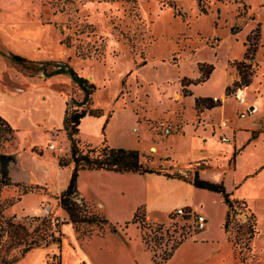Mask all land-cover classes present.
<instances>
[{"label":"rangeland","instance_id":"1","mask_svg":"<svg viewBox=\"0 0 264 264\" xmlns=\"http://www.w3.org/2000/svg\"><path fill=\"white\" fill-rule=\"evenodd\" d=\"M175 3L176 10L158 0H0V88L47 92L43 103L33 101L29 106L31 115L40 117L47 126L44 145L33 152L22 150L21 144L34 140L36 132L13 141L14 132L10 135L5 125H0V153L6 151L19 157V162L8 167L11 185L1 187L0 220L22 222V238L27 243L40 244L29 251L43 247L51 236L58 237L60 233L62 248L67 251L65 261L73 262L80 256L70 252L75 234L85 239L82 248L94 264H150L148 251L160 260V254L168 252L181 238L183 242L166 264H264V172L246 178L263 163L264 151L257 144L238 154L236 163L235 155L229 161L236 136L233 125L241 118L233 108V89L241 87L254 98L264 94V80L255 79L259 65L264 71V0ZM232 27L238 32L232 34ZM247 43H254L255 51L244 59ZM12 54L37 62H66L92 82V107L113 116L104 130L107 143L138 149L147 168L185 179L198 170L203 172V179L222 180L231 197L246 204V209L239 208L236 221L254 223L255 233L248 244L240 247L238 239L234 243V233L224 232L226 206L216 192L193 196L197 208L208 215L205 239L195 238L199 230L194 224L173 213L166 218L162 214L149 215L159 221L156 222L140 208L138 215L146 223L140 229L130 219L121 223L126 218L123 216L113 215L118 223L111 222L89 202L86 214L106 218L115 230L100 218L95 223L78 224L76 229L67 215L60 214L57 200L67 186L72 166L57 172L52 154L57 158H67L69 154V142L57 115L61 105L58 96L70 107L84 105L83 93L68 74L46 76L40 64L31 65L37 71L27 69L14 62ZM240 61L250 65L249 85L235 84ZM210 65L208 79L194 84ZM46 68L50 71L53 66ZM221 92V97L217 96ZM201 96L213 102L216 98V107L222 106V110L202 107L197 111L194 99ZM165 124L172 126L167 136L162 130ZM100 135L101 127L95 118L85 117L78 134L81 149L86 150L87 143L99 146ZM245 136L244 144L250 141L249 136L257 138L252 144L264 142V120L248 129ZM50 144L53 150L48 148ZM43 152L49 160L34 155ZM29 173L39 180L46 175L47 186H17L20 181L32 183L26 181ZM25 187L28 192L22 194ZM155 224H162V229L156 231ZM3 239L6 259L18 257L24 244H11L6 236ZM51 244L57 245H48ZM58 259V251L54 258L45 257L47 264H57Z\"/></svg>","mask_w":264,"mask_h":264},{"label":"crops","instance_id":"2","mask_svg":"<svg viewBox=\"0 0 264 264\" xmlns=\"http://www.w3.org/2000/svg\"><path fill=\"white\" fill-rule=\"evenodd\" d=\"M259 78H262L264 80V71L260 69V65H259V75H257V77L255 76V79L258 80ZM46 93L47 92L45 91V89L38 90L37 88H33L29 90L28 89L25 90L23 88H17L15 90H3L2 88H0V117L6 120L7 123L10 125V127L14 130L15 137L13 141L17 139L20 140L19 138L26 139L27 136L32 134V132H36V137L34 140H32L31 142H25V144H21L22 146L20 147L22 148V150L28 149L31 152H33L32 149H34L37 146H41L45 144L44 143L45 138L47 141V137H45L46 135L44 133V130L45 128H47V126L44 125V122H42L40 117L38 116L34 117L33 115H31V111L29 109L30 103H33V101H35L38 104L43 103L45 101ZM221 94L222 92L217 96L221 97ZM209 95L214 96L211 94ZM257 95L258 96L255 98L246 96V105L248 106L249 113L247 114L246 117H241L239 120L235 121L233 125L236 130V134H235L236 136H235V141L231 143V148L229 150V153L231 152V157L229 161L231 160L232 156L235 155V163H236V157L238 154H241V152L246 148L247 149L252 147L256 148L257 144H259L260 149L264 151V142L262 140L259 141L258 143L252 144V141L256 140L257 138H253L249 136L248 139H250V141L246 144L242 143L243 139L246 137L245 133H247V130L259 124V121L261 122L264 120V94L261 93ZM58 98L61 101V105L57 109V115H59V119L62 123L63 112L66 103L63 98H60L59 96ZM232 104L235 111H239L241 107L238 106L234 100ZM213 108L211 109L222 110V106L219 108L218 107L214 109ZM211 109L210 111H212ZM224 112L225 110H223V113ZM229 113L227 114V117ZM94 118L96 120L98 127H102V125L105 123V128H104L105 130L109 126L110 122H112L113 116H108L106 114H103L102 116H99L97 118L94 117ZM83 119L80 122L78 134H80L81 132ZM48 128L50 129L53 127H48ZM240 136L241 138L239 139ZM99 138L100 141H102L103 135H100ZM104 138L106 139L107 142L105 132H104ZM208 140L212 141L211 139ZM195 141L198 142V139L195 138ZM110 146L115 147L112 144ZM125 148H129V146ZM129 149H135V148H129ZM4 154H10V153L4 151ZM34 155H37V159L39 155L40 157H42V160L45 161L49 160L50 158V157H46L47 155H45L44 152L38 154L34 153ZM52 155H53L52 156L53 164L55 168H57V172H60L61 167L58 165L57 156L54 154ZM17 162H19V157H15V162L13 163H17ZM188 162H192V161L189 160ZM11 164L9 165V167L11 166ZM234 168L235 165L233 168H229V169H234ZM258 172H264V161L263 163L257 165L251 171L252 174L251 173L246 174V178L253 174H257ZM202 173H203L202 171L200 173L198 172L200 177ZM29 177L30 178H28V180L26 181H30L32 183H26L25 181L22 182L20 181L19 184L47 186L46 175H42L43 178H41L40 180L35 178L36 175L34 173H29ZM235 184L239 185L240 183H235ZM76 186L80 198H82L85 202H89L92 205L96 206L100 211L105 213L104 215L108 218V220L115 223H118V221L116 220L117 219L116 217L118 216L126 217L120 221L121 223L128 222L129 219L131 220L134 212L139 207L144 209L145 215L149 220H154L156 222L159 221L152 217H149V215L162 214L166 218L169 214H172L173 211L178 207H185L195 213L197 212L203 214L207 219L206 227L203 230H200L199 232L194 234V237L195 238L197 237L198 239L206 238L205 235L207 234L209 229L208 215L197 208L198 206L194 204L193 196L196 193L200 195H204V194L210 195V193L212 192L205 189L197 188L188 181L174 177H167L161 172L139 174V173H131V172L119 173V172L108 171L103 169H92V170L84 169L78 172ZM60 212L62 217L66 216V213L62 209H60ZM113 215H117V216L115 217ZM74 236H75L74 241L72 244H70L71 246L70 252L73 253L77 252L80 254V256L73 262L65 261V255L67 254V251L64 248H62V242H61L60 248L57 245L51 244L48 246L37 247L31 251H28L27 253H25L23 257L17 260L16 261L17 263L15 264H47V262L45 261V257L48 255H54L56 254L57 251L59 252V261H60L59 264H77V263L94 264L91 255L84 252L82 248L85 239H78L75 234ZM148 256H150L149 260H150V264H152L151 254L149 251H148ZM36 257H39L38 262H35Z\"/></svg>","mask_w":264,"mask_h":264},{"label":"trees","instance_id":"3","mask_svg":"<svg viewBox=\"0 0 264 264\" xmlns=\"http://www.w3.org/2000/svg\"><path fill=\"white\" fill-rule=\"evenodd\" d=\"M113 1V0H108ZM163 5L168 7L176 8L175 0H158ZM201 2V0H198ZM202 12H205L203 6H201ZM179 14V11H178ZM238 32L237 28L232 27L231 33L235 34ZM250 40V37L247 38ZM254 43H247L248 48L245 52L244 59H248L249 53L255 51ZM11 58L16 63H21L27 69H34L37 71V67H31V65L40 64L41 69L45 71L46 76H53L57 74H68L70 79L76 84V86L83 93L82 104H74L69 107L68 103H66V108L63 116V130L65 132V136L69 142V154L67 158L59 157L57 158L58 165L60 167L72 166L69 180L66 188L60 192L57 200L60 208L66 213L68 217V221L74 225L76 228L78 224L84 223H95L99 220L102 223L110 224L111 228L115 230V226L108 222V220L104 217H101L98 214H86V202L79 197L77 191V176L80 170H92V169H103L114 172H131V173H160V170H154L147 168L142 161L143 154H141L137 149H129L123 147H112L104 138V128L105 123L101 127V134L103 135V139L99 146H92L89 143L87 145V149L83 150L80 147V139L78 138L79 133V125L81 120L86 116L91 117H99L103 115V111L100 108L92 107L91 95L95 91V86L92 82H90L86 77L79 75L70 65L66 62L62 61H33L26 59L20 55L12 54ZM29 65V66H28ZM47 66H53V69L50 71L47 70ZM212 66H208L207 70L204 71L201 75V78L198 81L193 82L197 84L199 82H204L208 78V74L211 72ZM237 70L239 73V80L235 82L236 85H248L250 83V65L245 64V61H240L237 64ZM191 83L190 81H187ZM189 94V93H187ZM185 92V95H187ZM195 109L198 111L202 107L211 109L213 107L218 106L217 101L213 102L211 98L208 97H196L194 99ZM214 109V108H213ZM212 110V109H211ZM0 125H5L7 132L11 135L14 130L10 127L6 120L0 117ZM34 151V149H32ZM234 156V155H233ZM15 162V156L12 154H4L0 153V192L1 187H8L11 185L9 170L8 167L11 163ZM167 177L179 178L185 181L190 182L193 186L201 189H205L211 192L219 193L222 197V200L226 206V212L224 221L222 223V228L225 233H234V243H237V239L239 241L240 247H244L248 244L250 239L254 236L255 229L253 222H245L239 223L236 221L235 217L239 213V208H245L246 204L243 200H239L236 198H232L231 192H227L226 188L222 181L213 182L206 179H203L199 176L198 171L195 170L193 175L189 179H185L180 175H170L164 174ZM17 186H22L17 183ZM28 189L23 188L21 193L26 194ZM141 207L137 208L134 212L133 217L131 218L132 223H138V227L140 229L144 228V224H146L143 220V217H139L138 211ZM144 213V212H143ZM251 217V216H250ZM184 218H188L185 216ZM139 219V221H137ZM248 221V220H247ZM127 223V222H126ZM148 227L151 225L147 224ZM155 230L159 231L162 229V224H155ZM77 229V228H76ZM25 231V226L22 222H13L12 220H0V264H14L19 258L23 257L26 252H28L31 248L35 246H39L40 244L31 241L27 243L22 237ZM241 233V238L238 237V234ZM61 234L59 233L58 237H52L45 242L42 246H48L49 243L55 242L57 246L60 248L61 246V238L59 237ZM9 239V243L11 244H24V248L21 250L20 255L13 259H6V254L4 252V237ZM144 239V238H143ZM23 242V243H22ZM183 242L180 238L178 241H175L168 252H162L160 254V260L157 259V256L153 254L151 256L152 264H166V262L171 258L173 252L177 247ZM54 255H51L54 258ZM59 259L57 264H59Z\"/></svg>","mask_w":264,"mask_h":264},{"label":"built area","instance_id":"4","mask_svg":"<svg viewBox=\"0 0 264 264\" xmlns=\"http://www.w3.org/2000/svg\"><path fill=\"white\" fill-rule=\"evenodd\" d=\"M233 95L235 96V103L240 106L241 108L239 109V115L240 117H246L247 114L249 113L248 106L246 105V92H244L243 88L241 87H236L233 89ZM214 101H217L216 98L213 99ZM225 125V123H224ZM163 134L164 135H169L172 131V126L170 124H165L163 125ZM48 148L50 150H53L54 147L53 145H49ZM173 215L179 216L184 220H189L191 221L196 230H203L206 227L207 224V219L203 214L200 213H195L185 207H178L173 211ZM187 216L188 218H184ZM77 264H82V263H77Z\"/></svg>","mask_w":264,"mask_h":264}]
</instances>
